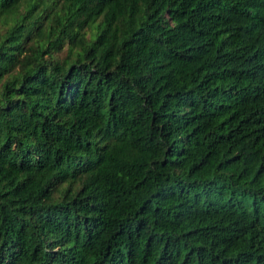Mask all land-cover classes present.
I'll return each mask as SVG.
<instances>
[{
  "label": "trees",
  "instance_id": "obj_1",
  "mask_svg": "<svg viewBox=\"0 0 264 264\" xmlns=\"http://www.w3.org/2000/svg\"><path fill=\"white\" fill-rule=\"evenodd\" d=\"M0 264H264V0H0Z\"/></svg>",
  "mask_w": 264,
  "mask_h": 264
}]
</instances>
